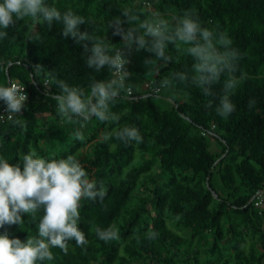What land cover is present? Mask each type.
I'll return each mask as SVG.
<instances>
[{
  "label": "trees",
  "instance_id": "16d2710c",
  "mask_svg": "<svg viewBox=\"0 0 264 264\" xmlns=\"http://www.w3.org/2000/svg\"><path fill=\"white\" fill-rule=\"evenodd\" d=\"M46 2L85 16L80 30L102 35L117 48L122 39L107 30V24L121 15V6L132 5L141 20L159 12L170 22L195 9L203 26L218 27L231 37L242 54L240 70L248 79L232 97L236 110L224 118L215 111L218 99L203 96L197 88L181 91L183 86H178L151 95L144 86L183 69L190 59H174L157 74L144 64L152 53L136 51L135 46L125 49L127 79L133 86L130 93L120 94L112 110L120 116L119 126L140 130L143 143L125 144L115 136L101 142L98 137L117 125L95 118L81 129L85 137L81 142L74 136L79 126L62 123L57 116L53 97L59 89L43 82L55 75L90 91L91 80L108 79V70L97 73L88 68L83 48L64 38L62 25L56 22L49 28L25 19L7 29L8 38L0 40V60L11 63L7 70L0 67V85L16 79L28 97L16 117L23 126L0 120V156L17 163L30 150L45 157L74 155L90 178L103 182L107 193L103 201L80 202L78 226L88 244L81 248L69 241L67 255L52 248L55 258L42 264H264V210L259 212L253 198L264 190V0ZM87 17L95 22H87ZM124 26L128 27L126 22ZM169 50L175 56L172 46ZM36 65H41L39 73ZM221 84L214 86L216 92ZM169 92L187 94L188 99L173 100L168 106L158 103ZM249 99L255 101L251 109ZM208 103L213 107L207 108ZM205 131L216 142V152L210 150V134L204 135ZM24 218L22 225L0 227V233L6 231L10 238L22 241L37 235L39 214L37 221ZM110 225L120 238L105 243L95 230ZM149 230L158 233L153 241L146 239Z\"/></svg>",
  "mask_w": 264,
  "mask_h": 264
},
{
  "label": "clouds",
  "instance_id": "9594fccd",
  "mask_svg": "<svg viewBox=\"0 0 264 264\" xmlns=\"http://www.w3.org/2000/svg\"><path fill=\"white\" fill-rule=\"evenodd\" d=\"M119 10L121 15L107 24V30L111 29L114 36L122 39L121 46L117 48L102 35L81 31L80 26L86 22V17L72 8L60 10L46 0H0V40L7 39V29L21 20L29 19L49 28L56 22L62 25L64 38H72L83 48L88 68L97 73L108 70V79L91 80L90 91L57 79L55 75H50L43 82L47 87L54 84L59 89V94L53 97L57 102V116L62 123L79 126L74 133L76 140L84 141L81 129L95 118L117 125L113 131L98 137L101 142H108L115 136L125 144L143 143L140 130L127 124L119 126L120 116L112 110L120 94L130 92L133 86L127 79L130 73L126 70L129 60L125 52L133 46L136 51L146 50L153 54L144 60L149 72L158 74L174 59L188 58L191 61L183 69L171 71L154 81L151 95L175 90L178 86H183L181 91L197 88L203 96L218 99L215 111L219 116L227 118L236 110L232 97L239 85L248 79V74L240 70L242 54L233 47V40L225 31L203 26L195 9L185 10L171 22L159 12H151L141 20L132 5H123ZM87 22L95 21L87 17ZM98 31L102 29L98 28ZM28 38L33 40L31 35ZM169 46L173 47L175 56ZM10 63L7 59L0 60V67L7 70ZM34 69L39 73L41 65ZM217 84L222 85L219 92L214 90ZM184 98L188 99L187 94ZM0 100L6 105V119L13 126H23V121L16 117L27 100L24 85L12 80L7 85H0ZM254 105L255 101L249 99V109ZM206 107L212 108L213 104L208 103ZM5 114H0V120L5 119ZM106 194L103 182L90 178L74 155L45 157L30 150L19 156L17 163L0 156V227L22 225L25 216L37 221L39 214L35 236L22 241L18 237L10 238L6 231L0 233V264L52 261L55 257L51 249L59 248L67 255L69 241H75L78 247L83 248L88 240L78 226L80 202L103 201ZM95 232L97 238L105 243L120 238L114 225L103 229L97 227ZM145 235L147 240L153 241L158 233L149 230Z\"/></svg>",
  "mask_w": 264,
  "mask_h": 264
},
{
  "label": "built area",
  "instance_id": "2783aa9c",
  "mask_svg": "<svg viewBox=\"0 0 264 264\" xmlns=\"http://www.w3.org/2000/svg\"><path fill=\"white\" fill-rule=\"evenodd\" d=\"M149 4V2H147ZM14 82H18L16 79L15 80H12ZM20 83V82H19ZM144 86L147 87L148 89H150L152 91L153 89V84H152V81L149 80V83L145 82L144 83ZM25 88V86H24ZM25 93L28 97V93L25 89ZM130 93V92H128ZM5 109H6V105L3 103L2 105H0V114H5ZM5 118H6V114H5ZM4 120V119H2ZM213 128V126H212ZM209 133L208 132H204V135H208ZM254 198V205L259 209V212L261 213L262 210H264V190H261V191H258L257 194H255L253 196Z\"/></svg>",
  "mask_w": 264,
  "mask_h": 264
},
{
  "label": "rangeland",
  "instance_id": "374dc122",
  "mask_svg": "<svg viewBox=\"0 0 264 264\" xmlns=\"http://www.w3.org/2000/svg\"><path fill=\"white\" fill-rule=\"evenodd\" d=\"M147 97H150V96H147ZM183 98H184V94L183 93L169 92V93H167V98H159L162 101H160L158 103L164 104L166 102L165 105L168 106L173 100H176L177 102H180V101H182ZM154 99H156V97H154ZM211 136L212 135H210V137H209V148H210V150L212 152H216L218 150L217 144L212 139ZM137 158H138V155L136 154L135 161L137 160Z\"/></svg>",
  "mask_w": 264,
  "mask_h": 264
},
{
  "label": "water",
  "instance_id": "95a60500",
  "mask_svg": "<svg viewBox=\"0 0 264 264\" xmlns=\"http://www.w3.org/2000/svg\"><path fill=\"white\" fill-rule=\"evenodd\" d=\"M213 193H215V191H212ZM215 196H217L216 194H215Z\"/></svg>",
  "mask_w": 264,
  "mask_h": 264
}]
</instances>
